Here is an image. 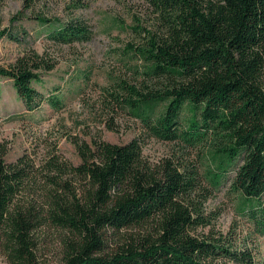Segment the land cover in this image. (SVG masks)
<instances>
[{
    "label": "trees",
    "instance_id": "trees-1",
    "mask_svg": "<svg viewBox=\"0 0 264 264\" xmlns=\"http://www.w3.org/2000/svg\"><path fill=\"white\" fill-rule=\"evenodd\" d=\"M35 1L25 0L12 23ZM147 3L156 28L135 31L139 42L124 49L138 62L134 76L106 90L103 100L110 129L120 112H127L141 123L143 139L125 145L102 139L77 143L78 166L50 159L46 165L84 186L73 194L65 182L60 191L45 194L39 207L21 200L41 170L26 155L8 164L0 148V232L16 264H32L34 234L46 224L79 239L65 264H264L233 232L215 233L217 216L206 208L213 190L230 183L243 199L251 231L264 237V0ZM48 37L72 46L90 42L93 34L85 22L72 20ZM5 38L18 41L0 30V41ZM57 65L47 54L29 50L8 68L0 67V78L13 81L32 112L44 102L33 83ZM146 139L177 150L152 164L143 155ZM200 147L216 160L211 189L192 158ZM111 231L132 234L102 255Z\"/></svg>",
    "mask_w": 264,
    "mask_h": 264
},
{
    "label": "rangeland",
    "instance_id": "rangeland-1",
    "mask_svg": "<svg viewBox=\"0 0 264 264\" xmlns=\"http://www.w3.org/2000/svg\"><path fill=\"white\" fill-rule=\"evenodd\" d=\"M24 6L25 0H0V30H9L18 39L0 41V67L8 68L29 50L47 54L58 65L33 83L44 102L32 112H28L19 99L13 81L0 78V148L7 152L8 164L26 155L41 170L21 200L23 204L39 207L46 203L45 194L52 189L60 191L65 182L73 194H79L84 186L76 177L58 173L46 165L50 159L78 166L81 158L77 143L91 144L94 139H102L125 145L143 135L141 123L127 112H120L110 129L109 123H105L107 112L103 100L106 90H111L121 79L134 76L138 62L124 49L130 43L139 42L135 31L152 32L156 22L147 0H36L12 23ZM37 18L49 23L42 25ZM72 20L85 22L91 28L92 40L72 46L52 43L49 34ZM55 101L60 104L54 106L52 102ZM176 150L173 144L146 139L143 155L150 163L157 164ZM192 158L201 166L206 185L211 189L212 174L218 173L213 153L200 147ZM51 179L60 185L56 186ZM242 203L243 199L227 183L213 190L206 208L217 216L215 233L228 235L233 232L238 243L246 242L258 260H263L264 237L251 231L242 213ZM208 232L209 229L202 230V233ZM129 234L132 232H108L102 255L113 253ZM33 241L32 264H65L67 252L79 239L68 230L46 224L35 232ZM0 264H16L1 232Z\"/></svg>",
    "mask_w": 264,
    "mask_h": 264
}]
</instances>
